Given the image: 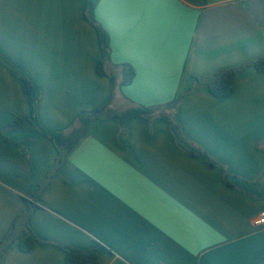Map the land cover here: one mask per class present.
<instances>
[{
  "label": "crops",
  "instance_id": "obj_1",
  "mask_svg": "<svg viewBox=\"0 0 264 264\" xmlns=\"http://www.w3.org/2000/svg\"><path fill=\"white\" fill-rule=\"evenodd\" d=\"M89 3L111 40V107L184 96L179 128L95 121L58 167L60 134L113 93ZM263 58L264 0H0V129L32 119L28 80L50 137L0 133V252L42 183L29 226L47 243H15L1 264H65L59 246L98 249L101 264H264ZM232 69L229 97L196 86Z\"/></svg>",
  "mask_w": 264,
  "mask_h": 264
},
{
  "label": "trees",
  "instance_id": "obj_2",
  "mask_svg": "<svg viewBox=\"0 0 264 264\" xmlns=\"http://www.w3.org/2000/svg\"><path fill=\"white\" fill-rule=\"evenodd\" d=\"M94 9V5L89 3L87 17L89 22L98 31L101 52L103 55V61L98 67V74L101 76H108L112 80L113 93L110 102L106 106L97 109L93 113L82 115L79 119L78 125L75 128L67 133L60 134L58 144V167L62 164V161L67 156V154H69L79 144L82 138L86 136L89 126L95 121H105L112 119L118 123L128 124L136 119H144L149 122L156 119H163L179 128V126L173 121L172 116L177 112L179 105L184 99V96L177 97L173 101L163 105L151 107L134 105L128 110L122 112L116 111L111 107L114 98V91L118 86V81L115 74L108 72L105 68L106 64L111 62V40L109 34L97 22ZM255 66L259 71L264 72V58L257 61ZM122 70V80L120 85H130L135 78L134 69L130 65H123ZM238 70L239 69L223 70L211 77L197 78L196 86H207L211 94L215 97H229L234 92V80ZM33 92V85L27 80L25 84V93L31 107L32 119L30 121L21 118L12 120L6 126L0 129V133L3 136H5L6 132L29 131L39 133L46 138H50L47 131L39 124L37 119ZM44 187L45 183H42L39 186L34 199L35 197L39 196ZM34 199L32 201L26 200L27 209L25 214L15 220L11 231L5 237L3 241V250L0 252V264L4 254L15 243H18L19 249L24 253L31 252L37 245L47 244L42 242L29 226L30 216L33 210L38 207ZM59 247L65 253V264H101L99 261L98 249L84 251L69 246Z\"/></svg>",
  "mask_w": 264,
  "mask_h": 264
},
{
  "label": "built area",
  "instance_id": "obj_3",
  "mask_svg": "<svg viewBox=\"0 0 264 264\" xmlns=\"http://www.w3.org/2000/svg\"><path fill=\"white\" fill-rule=\"evenodd\" d=\"M256 225H264V212L261 213L260 217L255 221Z\"/></svg>",
  "mask_w": 264,
  "mask_h": 264
}]
</instances>
